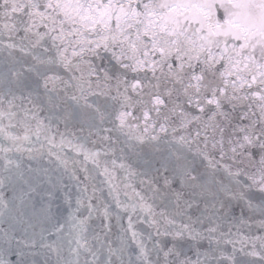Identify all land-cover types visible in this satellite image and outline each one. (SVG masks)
I'll return each instance as SVG.
<instances>
[{"label":"snow or ice","instance_id":"1","mask_svg":"<svg viewBox=\"0 0 264 264\" xmlns=\"http://www.w3.org/2000/svg\"><path fill=\"white\" fill-rule=\"evenodd\" d=\"M0 140V264H264V0H0Z\"/></svg>","mask_w":264,"mask_h":264},{"label":"water","instance_id":"2","mask_svg":"<svg viewBox=\"0 0 264 264\" xmlns=\"http://www.w3.org/2000/svg\"><path fill=\"white\" fill-rule=\"evenodd\" d=\"M0 143H3L2 140H0ZM91 146V145H90ZM71 154V153H70ZM92 166L89 165V168H91ZM117 176L120 179V181L123 180V173L119 170H117ZM103 181V177L102 176H96L95 179V183L97 185L98 188L103 189L102 193L98 192L97 193V197L98 199L93 200V204L97 205V207H100V203L101 201H103V203L107 204L110 206V211L113 213L112 219H111V233L108 235V240L109 242H111L113 244V247H116L120 244V240L119 237L124 236V239L126 241V243L129 245L128 247V252L130 254H132L133 259H135V256L138 255L139 253V249L136 247V245L130 240V233L128 234H124L122 232V228H126L127 227V217L128 214L127 213H123L120 212V217L121 219L119 221H117L116 219V213L119 212V209L116 208L115 202L113 201L112 197L109 196L108 194V186L105 183H101ZM66 183L69 184V191L72 193L73 196V207H75V197L78 194V190L76 189V187L72 184V182H69L67 180H65ZM137 189L139 190V185H136ZM130 191V190H128ZM121 200H125L127 201L128 198L125 197L123 195V189L121 192ZM254 199L256 203H260L261 197L260 195L254 194ZM61 204H62V213L64 216L68 215V210L65 206H63L62 200H61ZM242 205L240 206H236L234 208V215L235 216H240V210H241ZM160 209L158 208L157 211H159ZM79 215H81V218H83L84 216L88 215V212L86 209H81V212L79 213ZM249 216L252 217V220L250 221L251 223V228L247 227V226H243L241 227V234L242 235H264V230L259 228V225L257 223H255V221H259L261 219H264V217H261L259 215V213L256 214H252L250 212H248L247 210H245L244 212V218L248 219ZM133 222H134V227L135 230L140 232L142 234V237L145 240V243L148 245V247L150 248L152 245V241H149L147 238L148 236L151 234L152 236V240L154 241L155 239H157V237L155 236V230L153 227L150 226V224L147 222V218H145L143 216V214H139L138 217L134 216L133 218ZM107 223V221L103 220L102 217V209L100 212H95L93 213L91 219L88 221V235L89 238L91 239V237L95 234H100L103 235V231H102V226ZM6 227V225H4ZM233 232L236 231L235 228L232 229ZM164 239H170V238H164ZM171 246V245H169ZM197 250H199L200 252H204L208 250V245L206 241L201 242L199 245L193 244L191 242L186 243L183 246V253L186 254L187 256L191 257L193 260L196 259V252ZM227 251H231V246H227ZM9 259L14 260L15 257L14 256H10ZM39 259V258H38ZM201 259H203V257H201Z\"/></svg>","mask_w":264,"mask_h":264}]
</instances>
